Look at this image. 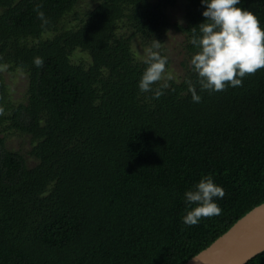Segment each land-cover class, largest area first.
Returning <instances> with one entry per match:
<instances>
[{
  "label": "trees",
  "instance_id": "trees-1",
  "mask_svg": "<svg viewBox=\"0 0 264 264\" xmlns=\"http://www.w3.org/2000/svg\"><path fill=\"white\" fill-rule=\"evenodd\" d=\"M82 1L0 0V264H185L264 203V67L202 90L189 64L199 0L181 24L166 15L176 0ZM240 6L264 28V0ZM169 29L184 37V75L158 98L140 93L133 42L165 55ZM3 68L25 74L23 101ZM13 135L34 165L7 149ZM204 174L224 188L221 212L185 225L183 192Z\"/></svg>",
  "mask_w": 264,
  "mask_h": 264
},
{
  "label": "clouds",
  "instance_id": "clouds-1",
  "mask_svg": "<svg viewBox=\"0 0 264 264\" xmlns=\"http://www.w3.org/2000/svg\"><path fill=\"white\" fill-rule=\"evenodd\" d=\"M203 5L204 19L191 28L189 43L196 50L189 58L191 71L196 74L197 84L202 90L219 91L226 87L239 86L242 77L264 67V28L257 15L240 6V0H199ZM42 26L47 18L37 11ZM158 47L154 41L152 48ZM167 56L150 51L144 60L145 67L136 82L140 93L150 92L153 97L162 95L167 82L153 86L165 74ZM41 66L43 58H33ZM170 78V76H169ZM185 83L193 102H200L191 80ZM224 196V188L216 183L211 174L202 175L197 182L183 192L185 204L181 217L185 225H195L202 217L219 215L218 199Z\"/></svg>",
  "mask_w": 264,
  "mask_h": 264
},
{
  "label": "rangeland",
  "instance_id": "rangeland-1",
  "mask_svg": "<svg viewBox=\"0 0 264 264\" xmlns=\"http://www.w3.org/2000/svg\"><path fill=\"white\" fill-rule=\"evenodd\" d=\"M87 0H83L80 3V6H85V2ZM155 1V0H151ZM185 4V0H176L174 6L169 7L166 10V15L171 24L178 22L183 23V7ZM184 43V37L174 32V30L169 29L165 34L162 40V49L163 53L167 56V65L165 69V74L162 75L161 80H173L175 82H179L184 75L185 67L183 66L185 54L182 49ZM149 47L142 46L138 41L133 42V53L138 60H142L147 57L149 54ZM78 59L83 61H88V57L86 54L78 52L74 57V61L78 62ZM3 74L4 81L7 84L9 95L15 103L21 102L24 100V95L26 91L27 79L25 74L21 71L14 70L12 72L7 71L6 68L1 70ZM170 76V78H169ZM6 147L9 150L19 151L23 155H25L26 162L28 166L34 165V161L26 156V151L29 150L30 145L28 143V138H20L17 136H8L6 139Z\"/></svg>",
  "mask_w": 264,
  "mask_h": 264
},
{
  "label": "water",
  "instance_id": "water-1",
  "mask_svg": "<svg viewBox=\"0 0 264 264\" xmlns=\"http://www.w3.org/2000/svg\"><path fill=\"white\" fill-rule=\"evenodd\" d=\"M264 251V203L254 207L185 264H246Z\"/></svg>",
  "mask_w": 264,
  "mask_h": 264
}]
</instances>
